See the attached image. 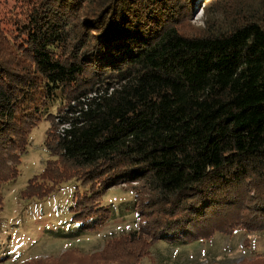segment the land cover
<instances>
[{
  "label": "trees",
  "instance_id": "trees-1",
  "mask_svg": "<svg viewBox=\"0 0 264 264\" xmlns=\"http://www.w3.org/2000/svg\"><path fill=\"white\" fill-rule=\"evenodd\" d=\"M12 1L0 17V214L46 119L53 158L23 201L77 181L73 220L98 230L103 195L133 186L138 226L107 239L102 260L115 244L264 232V0L205 34L182 30L202 0Z\"/></svg>",
  "mask_w": 264,
  "mask_h": 264
},
{
  "label": "rangeland",
  "instance_id": "rangeland-1",
  "mask_svg": "<svg viewBox=\"0 0 264 264\" xmlns=\"http://www.w3.org/2000/svg\"><path fill=\"white\" fill-rule=\"evenodd\" d=\"M260 4L261 0H202L182 30L205 34L216 24L224 28L236 15L252 11L251 8ZM13 6L12 0H0V17L15 11L17 8ZM8 27V23H0L2 31ZM49 128V121L43 119L32 130L19 175L2 186L0 264H24L33 260H42L43 264H120L121 260H127V254L128 260L138 264H264V232L247 234L241 229L193 243L161 239L143 251L137 246L119 251L120 246L115 244L110 247L111 260H102L107 239L138 226L133 186L118 185L103 195L101 205L108 209V218L98 230L89 228L84 221L73 220L75 213L71 208L75 194L86 191L77 181L64 184L45 199L23 201L21 191L53 158L45 145ZM94 255L100 259L92 258Z\"/></svg>",
  "mask_w": 264,
  "mask_h": 264
},
{
  "label": "built area",
  "instance_id": "built-area-1",
  "mask_svg": "<svg viewBox=\"0 0 264 264\" xmlns=\"http://www.w3.org/2000/svg\"><path fill=\"white\" fill-rule=\"evenodd\" d=\"M63 127H65V126H63ZM66 128H67V126H66ZM63 129H64V128L61 127V131H62Z\"/></svg>",
  "mask_w": 264,
  "mask_h": 264
}]
</instances>
